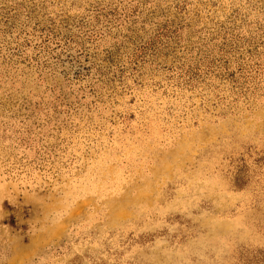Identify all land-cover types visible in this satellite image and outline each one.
Listing matches in <instances>:
<instances>
[{"label": "rangeland", "instance_id": "1", "mask_svg": "<svg viewBox=\"0 0 264 264\" xmlns=\"http://www.w3.org/2000/svg\"><path fill=\"white\" fill-rule=\"evenodd\" d=\"M0 264H264V0H0Z\"/></svg>", "mask_w": 264, "mask_h": 264}]
</instances>
